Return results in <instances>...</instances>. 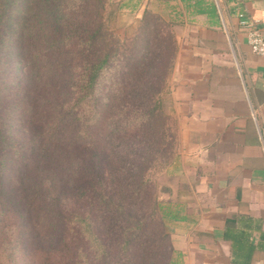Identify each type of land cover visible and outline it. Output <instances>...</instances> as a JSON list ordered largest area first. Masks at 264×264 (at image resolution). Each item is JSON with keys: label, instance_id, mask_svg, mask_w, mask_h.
<instances>
[{"label": "trees", "instance_id": "trees-1", "mask_svg": "<svg viewBox=\"0 0 264 264\" xmlns=\"http://www.w3.org/2000/svg\"><path fill=\"white\" fill-rule=\"evenodd\" d=\"M27 6L11 52L18 47L27 67L23 108H32L34 130L32 144L18 153L36 152L38 158L28 165L18 161L24 167L21 183L17 178L7 186L2 176L8 153L0 147V191L5 207L22 217L17 228L32 239L30 262L175 264L151 176L170 162L177 134L169 126L168 81L177 53L174 33L165 29L170 24L145 10L133 34L122 38L113 21L120 5L112 7L110 0H31ZM106 71L112 74L102 115L112 120L106 145L119 132L112 127L119 111L128 110L134 98L138 131L98 149L99 141L85 144L82 135L99 114L97 86ZM0 137L2 144L8 140ZM30 146L34 153H27Z\"/></svg>", "mask_w": 264, "mask_h": 264}, {"label": "crops", "instance_id": "crops-1", "mask_svg": "<svg viewBox=\"0 0 264 264\" xmlns=\"http://www.w3.org/2000/svg\"><path fill=\"white\" fill-rule=\"evenodd\" d=\"M174 26L171 113L176 188L162 204L175 264H264V0H123ZM178 149V148H177Z\"/></svg>", "mask_w": 264, "mask_h": 264}, {"label": "rangeland", "instance_id": "rangeland-1", "mask_svg": "<svg viewBox=\"0 0 264 264\" xmlns=\"http://www.w3.org/2000/svg\"><path fill=\"white\" fill-rule=\"evenodd\" d=\"M31 0H0V133L8 140L6 143L1 142L0 137V147H3L7 150L5 161L8 165L7 169H4V175L2 176L3 180L6 181V185L11 184V187L15 184L16 179L21 175L23 166L16 163L18 161L24 162V165H28L37 161L35 148L30 146L33 151L27 153H34L32 156H25L24 154L20 155L18 153V148L26 144H32L29 142L31 139V134L34 130L30 111H26L24 103V96L22 93V83L24 81L25 73L27 67L25 66L24 59L17 55L19 51L18 47L11 52L13 46H18V37L15 30H17V23L20 22L21 18H24V15L28 9L29 3ZM115 5H120L123 0H110ZM120 7V6H119ZM159 10L155 9L154 12L158 13ZM160 12V11H159ZM144 11H127L125 9H120L117 13V18L114 21L116 32L120 34L122 38H126L133 34L137 28L140 20L143 16ZM159 20V19H157ZM165 20V19H164ZM166 21V20H165ZM165 29H170L175 34V28L172 25H166ZM172 33V34H173ZM126 42V41H125ZM124 42V44H125ZM111 70V69H110ZM109 70V71H110ZM112 72V71H111ZM112 74L106 71L102 74L99 85L97 86V96L99 103V114L90 118L91 129L89 132H84L82 135V142L85 144L91 143V139H95V142H100V147L98 149L110 148L111 144L119 141L124 137L125 134H132V136L138 131V114L139 109L136 107L139 105L137 100H129L128 110L122 109L119 111V114L112 123V127L116 126L119 129L117 135H114L110 143L106 145V142L109 141L108 131L111 126L110 119L102 120V115L106 112L108 107V99L112 92ZM168 91L171 92V77L168 81ZM168 98V96H167ZM167 100V99H166ZM89 105V106H88ZM88 106V107H85ZM84 112L86 111L87 115L90 116L91 105L88 101L84 104ZM171 107V105H168ZM34 110V114H35ZM83 114V113H82ZM85 114H83L84 116ZM139 115V114H138ZM172 115V113H171ZM173 117V115H172ZM83 118V117H82ZM100 118V120H99ZM85 120V116L81 121ZM98 120V121H97ZM96 121V122H95ZM171 131L176 132V122L173 117V121H170L169 124ZM177 133V132H176ZM175 133V134H176ZM96 136L95 138H93ZM91 138V139H90ZM134 139V137H133ZM2 145V146H1ZM178 148V149H177ZM179 151V140L176 134V139L173 148V156L170 159V162L167 164L159 165L156 168L152 169L151 176L155 180L158 191V199L162 204L166 203V199L169 195H172L168 188L173 191V188H176L177 180L176 176L169 174V166L175 160L176 153ZM24 158V159H23ZM15 164H14V163ZM23 164V163H22ZM16 165V166H15ZM21 166V168H20ZM2 189L0 191V264H32V260L27 253V249H31L32 239L27 238V235L24 234V231L21 227L18 229L16 226L17 221H21V216L17 212L11 213L8 207H5L3 202ZM174 197V196H173ZM71 216L70 213L67 214V219ZM21 217V218H20ZM166 232L169 233L168 228L166 227ZM170 235V233H169ZM171 237V236H170ZM40 245V244H39ZM30 251V250H29ZM33 257V256H32Z\"/></svg>", "mask_w": 264, "mask_h": 264}, {"label": "built area", "instance_id": "built-area-1", "mask_svg": "<svg viewBox=\"0 0 264 264\" xmlns=\"http://www.w3.org/2000/svg\"><path fill=\"white\" fill-rule=\"evenodd\" d=\"M241 24L246 28L247 41L252 51L258 55L264 56V34L257 24V20L244 17L240 13Z\"/></svg>", "mask_w": 264, "mask_h": 264}]
</instances>
